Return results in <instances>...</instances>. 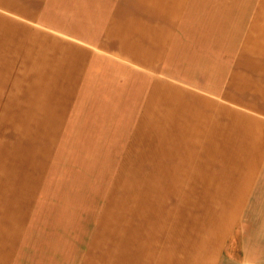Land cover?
Returning <instances> with one entry per match:
<instances>
[{
    "label": "crops",
    "instance_id": "1",
    "mask_svg": "<svg viewBox=\"0 0 264 264\" xmlns=\"http://www.w3.org/2000/svg\"><path fill=\"white\" fill-rule=\"evenodd\" d=\"M66 147L100 236L31 218ZM0 264H264V0H0Z\"/></svg>",
    "mask_w": 264,
    "mask_h": 264
},
{
    "label": "rangeland",
    "instance_id": "2",
    "mask_svg": "<svg viewBox=\"0 0 264 264\" xmlns=\"http://www.w3.org/2000/svg\"><path fill=\"white\" fill-rule=\"evenodd\" d=\"M70 152V147L63 148L55 165L46 164L48 169L47 172L44 170L43 176L47 178L40 182L42 186L36 195L40 202L31 212V218L35 219L34 224L44 223L41 228L44 233L69 236L74 232L100 236L103 229L102 205L108 209V206H117L119 202L118 179L104 177L110 172L105 168L110 166L112 170L117 165L94 163V172L78 171L79 164L73 162ZM52 165L54 168L50 169ZM81 219L83 225H80Z\"/></svg>",
    "mask_w": 264,
    "mask_h": 264
}]
</instances>
